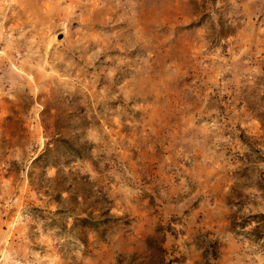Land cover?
Listing matches in <instances>:
<instances>
[{
  "label": "rangeland",
  "instance_id": "rangeland-1",
  "mask_svg": "<svg viewBox=\"0 0 264 264\" xmlns=\"http://www.w3.org/2000/svg\"><path fill=\"white\" fill-rule=\"evenodd\" d=\"M263 77L264 0H0V264H264Z\"/></svg>",
  "mask_w": 264,
  "mask_h": 264
},
{
  "label": "trees",
  "instance_id": "trees-1",
  "mask_svg": "<svg viewBox=\"0 0 264 264\" xmlns=\"http://www.w3.org/2000/svg\"><path fill=\"white\" fill-rule=\"evenodd\" d=\"M260 83H257V85H262L264 87V77L261 78ZM242 101L247 103L248 108L252 111V113L260 119L262 122V125L264 127V110L262 111L261 108H254L251 106V103L247 98H242ZM261 180L264 181V176L260 177ZM72 179V178H71ZM69 180V179H68ZM67 179H63L60 177V173L52 178V183L50 185V189L52 191L51 195L54 196L58 203L61 205L65 202L72 203L70 209H73V211H76L75 209H78L79 206H81L84 201H80L79 197L84 194V192H81L82 195H79L78 192V184L80 181H78L77 178L72 179L69 183V186H66ZM258 188L262 189L264 191V184H259L258 182ZM64 192H69L70 195L68 197L62 196ZM230 204H233L232 197L229 198ZM96 205H100L94 207H89L88 209H82V213H85L86 216H82L81 213H77L75 215V227H89L92 229H96V231H100V233H103L104 230H100L101 227L105 226L109 222V220L113 219L110 218V212L103 206V201L101 199H96L94 201ZM80 209V208H79ZM67 208H61L58 210L59 212L66 211ZM95 211H98L99 213L95 215ZM237 221H232V228L236 227ZM176 231L175 228H173L170 224H160L153 234H150L146 238V246H147V253L145 255H141L138 253L132 254L129 258L126 259V261L120 259L118 264H181L182 259L180 256H173V253L169 251V248L167 247L166 243L168 240V234L175 235ZM201 242L204 244L203 248V258L205 264H217L214 262V260L218 259V242L217 240H211L208 238V234H204L202 236Z\"/></svg>",
  "mask_w": 264,
  "mask_h": 264
}]
</instances>
